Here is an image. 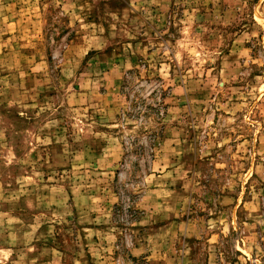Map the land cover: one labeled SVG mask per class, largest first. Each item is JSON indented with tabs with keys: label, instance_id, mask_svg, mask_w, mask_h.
Returning <instances> with one entry per match:
<instances>
[{
	"label": "rangeland",
	"instance_id": "obj_1",
	"mask_svg": "<svg viewBox=\"0 0 264 264\" xmlns=\"http://www.w3.org/2000/svg\"><path fill=\"white\" fill-rule=\"evenodd\" d=\"M166 186L177 264H264V0H0V264H152Z\"/></svg>",
	"mask_w": 264,
	"mask_h": 264
},
{
	"label": "crops",
	"instance_id": "obj_2",
	"mask_svg": "<svg viewBox=\"0 0 264 264\" xmlns=\"http://www.w3.org/2000/svg\"><path fill=\"white\" fill-rule=\"evenodd\" d=\"M172 174L173 171L164 172V170H161L158 174V180L161 181L167 176L171 178L173 177ZM172 189L171 186L153 188L143 196L140 202L146 211L139 224L142 226L151 225V228L146 232L145 240L147 241L135 249L134 255L147 254V258L152 259V264H160V262L161 264L178 263L176 262L177 257L174 256L173 252H170V245L177 236L183 233L186 229V224L183 225L175 220L178 217L179 208L173 206L175 209L169 211L172 206L168 207V205L173 203H170L171 201L168 199L161 198L163 195L166 196L165 194L169 191L175 198L184 197L183 192L178 189ZM100 263L103 264L104 262Z\"/></svg>",
	"mask_w": 264,
	"mask_h": 264
}]
</instances>
